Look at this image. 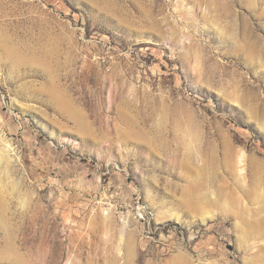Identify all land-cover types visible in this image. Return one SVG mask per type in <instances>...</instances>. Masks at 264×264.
Masks as SVG:
<instances>
[{"label":"rangeland","instance_id":"1","mask_svg":"<svg viewBox=\"0 0 264 264\" xmlns=\"http://www.w3.org/2000/svg\"><path fill=\"white\" fill-rule=\"evenodd\" d=\"M0 156V264H264V0H0Z\"/></svg>","mask_w":264,"mask_h":264},{"label":"bare ground","instance_id":"2","mask_svg":"<svg viewBox=\"0 0 264 264\" xmlns=\"http://www.w3.org/2000/svg\"><path fill=\"white\" fill-rule=\"evenodd\" d=\"M2 159V156H0V160ZM239 164H241L240 165V167L238 168V171H239V173H240V176H242L243 175V172H244V168H242V167H244V165L245 164H243V161H241L240 160V162H239ZM243 164V165H242ZM193 203V202H192Z\"/></svg>","mask_w":264,"mask_h":264},{"label":"built area","instance_id":"3","mask_svg":"<svg viewBox=\"0 0 264 264\" xmlns=\"http://www.w3.org/2000/svg\"><path fill=\"white\" fill-rule=\"evenodd\" d=\"M139 218H140V220H144V217L142 215Z\"/></svg>","mask_w":264,"mask_h":264}]
</instances>
